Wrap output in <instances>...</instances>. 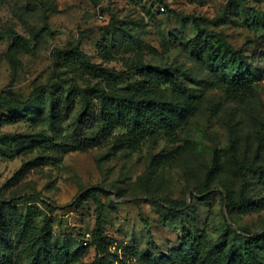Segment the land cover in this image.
I'll return each instance as SVG.
<instances>
[{"label":"rangeland","instance_id":"rangeland-1","mask_svg":"<svg viewBox=\"0 0 264 264\" xmlns=\"http://www.w3.org/2000/svg\"><path fill=\"white\" fill-rule=\"evenodd\" d=\"M194 19L255 61L258 80L238 89L198 55ZM261 37L264 0H0V101L18 110L0 109V216L19 261L45 236L93 263L91 191L104 205L106 264H191L189 236L211 245L264 233V174L244 167L264 168ZM86 88L177 102L184 116L136 143L97 119L80 125V98L48 120L50 98ZM240 170L248 205L228 211L222 195L238 198Z\"/></svg>","mask_w":264,"mask_h":264},{"label":"trees","instance_id":"trees-1","mask_svg":"<svg viewBox=\"0 0 264 264\" xmlns=\"http://www.w3.org/2000/svg\"><path fill=\"white\" fill-rule=\"evenodd\" d=\"M179 16V15H177ZM199 19H194L193 23L197 29V36L194 39L193 50L200 56L207 58L215 66L221 68L224 72H229L230 82L238 89L249 88L252 83L258 80L260 69L246 55L243 50L234 49L222 35L209 32L202 29ZM256 45L257 49L264 48V37H261ZM76 55L87 59L81 51L76 50ZM90 71L99 77H113L112 73L101 68L98 65L87 62ZM158 78H163L162 73H158ZM34 91L31 100L37 99ZM80 98L82 111L78 122L82 126L89 125L95 119L102 122L106 127L115 129L123 128L126 130V140L130 143H136L145 137L157 135L161 131L171 129L177 120L183 118L185 108L177 103L166 99H157L152 96H138L133 91L121 95L107 92L101 88H86L71 91L67 97L62 100L61 97L49 99L48 120L55 124L65 113L70 114L73 111L74 101ZM99 100L97 108L94 100ZM66 106L65 109L62 107ZM26 104L23 105L25 107ZM7 109L11 118L16 115L18 110L9 108V105L0 101V109ZM97 108V109H96ZM97 111L94 118L93 113ZM1 125V123H0ZM250 173L260 172L264 174V168L256 164L244 165ZM241 189L237 199L232 196L222 195L228 211L235 208H242L248 205L247 187L248 175L239 171ZM208 193V192H206ZM87 196H91L96 204L97 220L93 233V239L99 251L98 258L91 264H106L104 249V205L97 197L95 191H91ZM238 236V235H237ZM241 242L229 241L224 235L219 242L207 245L200 239H194L191 236L182 243L183 261L191 264H264V233L255 235L241 236ZM8 241L7 230L5 226V217L0 216V264H81L80 251L70 250L65 246H59L57 243H51L49 238L43 237L41 243L36 248L28 246L20 251L19 261L15 256L14 249Z\"/></svg>","mask_w":264,"mask_h":264}]
</instances>
